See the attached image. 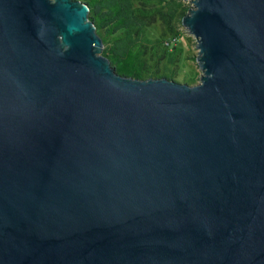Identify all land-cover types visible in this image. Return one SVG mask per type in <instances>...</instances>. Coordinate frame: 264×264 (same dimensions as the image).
<instances>
[{"label": "water", "instance_id": "obj_1", "mask_svg": "<svg viewBox=\"0 0 264 264\" xmlns=\"http://www.w3.org/2000/svg\"><path fill=\"white\" fill-rule=\"evenodd\" d=\"M196 83L119 75L79 0H0V264H264V0H184Z\"/></svg>", "mask_w": 264, "mask_h": 264}, {"label": "trees", "instance_id": "obj_2", "mask_svg": "<svg viewBox=\"0 0 264 264\" xmlns=\"http://www.w3.org/2000/svg\"><path fill=\"white\" fill-rule=\"evenodd\" d=\"M103 42L102 54L122 76L181 79L196 83L190 72L179 78L181 63L194 60L180 43L182 18L191 5L184 0H79Z\"/></svg>", "mask_w": 264, "mask_h": 264}, {"label": "rangeland", "instance_id": "obj_3", "mask_svg": "<svg viewBox=\"0 0 264 264\" xmlns=\"http://www.w3.org/2000/svg\"><path fill=\"white\" fill-rule=\"evenodd\" d=\"M180 43L185 51L191 52L195 57L197 56L198 50L196 47V40L187 31L184 32L183 37L180 40ZM190 72H193L197 75L196 82H198L199 76L201 74V69L199 67L196 58L194 60H186L181 63V67L179 70V76H180L179 78H182L183 76H188ZM179 82H184V81L179 79Z\"/></svg>", "mask_w": 264, "mask_h": 264}]
</instances>
